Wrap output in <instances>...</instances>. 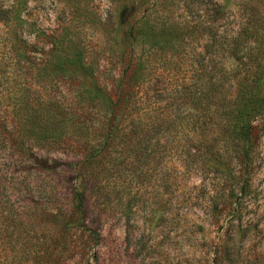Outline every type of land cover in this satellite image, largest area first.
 Here are the masks:
<instances>
[{
    "label": "rangeland",
    "instance_id": "obj_1",
    "mask_svg": "<svg viewBox=\"0 0 264 264\" xmlns=\"http://www.w3.org/2000/svg\"><path fill=\"white\" fill-rule=\"evenodd\" d=\"M243 28L264 33V0H0V264H264V125L241 192L229 118L240 86L264 95V39L233 57V80L215 84L219 63L232 61L219 36ZM43 32L77 47L112 96L125 53L140 58L142 84L125 94L118 127H102L101 110L86 106L80 77L46 82ZM255 69L260 84L248 91ZM211 74L197 110L181 101L183 90L196 100ZM45 97L67 120L52 132L63 145L27 120ZM106 136L102 155L90 151ZM83 189L82 213L72 195Z\"/></svg>",
    "mask_w": 264,
    "mask_h": 264
},
{
    "label": "trees",
    "instance_id": "obj_2",
    "mask_svg": "<svg viewBox=\"0 0 264 264\" xmlns=\"http://www.w3.org/2000/svg\"><path fill=\"white\" fill-rule=\"evenodd\" d=\"M148 8H145V10ZM214 11L216 14L224 12L222 5L215 4ZM220 19V18H219ZM208 25V24H207ZM139 30L136 25H130L129 27L124 29V38L125 40H130L131 42L138 35ZM44 38L47 43L50 44V48L46 52V64L47 68L50 71L46 74V82L50 83L54 82V77H60L65 82L71 83V80H74L76 76L80 77L82 81V85L87 88L86 97L84 99L86 106L89 107H97L98 110H101L100 119L98 120L102 127L108 126L109 128H116L120 123V118L123 115V110L127 107V102L125 98V94L130 93V89L135 85L139 87L142 82L138 81L140 76L139 72L144 71V64L140 60V58L136 57L132 54V50L127 51L126 61L122 62V67L120 71V77L118 82L115 85V93L114 96L112 94L105 91V89L97 83L92 67L84 60L82 56V52L74 48H68V44L63 36H60L58 33H50L47 34L43 32ZM220 38V49L227 51V56L232 58V61L226 63L221 62L218 65V76L215 84L223 83L225 80L232 79L233 80V71L236 69V66H233V57L234 60L241 61L244 57L246 59L245 49L248 48L251 41L254 43L261 44L264 39V33L258 32L255 29H247L243 28L241 31L235 33V35L231 36H223L221 34ZM251 39V40H250ZM127 50V49H125ZM249 51H247L248 53ZM252 61L248 59L246 63H241V67L244 69H248L249 62ZM162 63H166L165 60ZM257 69V68H256ZM252 71L251 74V85L248 91H252L253 86L257 87L260 84L259 78L256 75L257 70ZM157 70V69H156ZM248 71V70H246ZM148 74V71L146 72ZM146 75V74H144ZM132 77V78H131ZM214 76L209 75L204 80V83L199 84V86L195 87V91H193V96H196V100H190L189 96L186 93L181 91V101L184 100L190 103L192 109L197 110L198 104L202 101H206L210 98V94L213 89V81ZM143 81L144 78L141 77ZM233 82V81H232ZM130 87V88H129ZM196 92V93H195ZM130 100V98H129ZM136 100L140 101V104L144 101V98L140 97ZM55 101L50 98H44L41 103L37 106L31 105L29 108V112L27 113V120L32 123H37L40 127V130L43 132V140L49 145H60L64 144L61 142L63 137L59 135H54L52 132H56L58 129H62L64 126H68L67 120L63 119L60 116V113L57 110H54ZM57 105V104H56ZM78 110L80 108L78 107ZM230 126H234V133L236 139V160L238 164V173L242 179L239 184V191L244 192L246 189L248 174L250 172V164L252 160V154L255 150L256 143L258 140V126L260 122H263L264 125V95L257 96V94H246L244 92V87L240 86L238 91L235 94V107L233 114V100L232 106L230 107ZM210 113H205L203 116V120L205 117L209 116ZM17 118H20L19 113H15ZM81 117L79 120L77 117ZM78 116H73L78 125L81 123H85V119H87V115L81 114ZM155 123V121H154ZM208 121H203L202 126H205ZM145 126H153V124L145 125ZM17 129L13 130V133L16 134ZM103 145L93 144L90 146V151L95 150L99 155H102L107 146L110 144V141L113 140V136L104 137ZM54 147V146H52ZM90 154H85L83 156V160H79L75 165L82 170L87 165H90L91 162H88ZM246 176V177H245ZM73 204L72 209L78 212H86L85 208V190L76 191L72 195ZM218 203L214 204V208L217 209ZM82 225L85 226L83 222Z\"/></svg>",
    "mask_w": 264,
    "mask_h": 264
}]
</instances>
